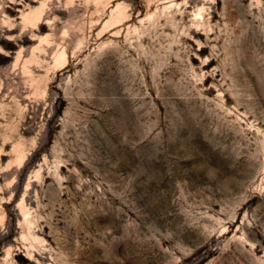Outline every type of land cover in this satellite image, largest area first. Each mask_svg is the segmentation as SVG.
I'll list each match as a JSON object with an SVG mask.
<instances>
[{
    "label": "rangeland",
    "instance_id": "374dc122",
    "mask_svg": "<svg viewBox=\"0 0 264 264\" xmlns=\"http://www.w3.org/2000/svg\"><path fill=\"white\" fill-rule=\"evenodd\" d=\"M0 264H264V0H0Z\"/></svg>",
    "mask_w": 264,
    "mask_h": 264
}]
</instances>
